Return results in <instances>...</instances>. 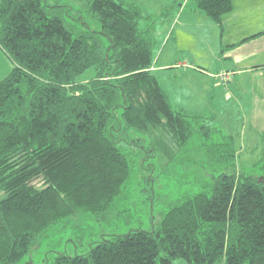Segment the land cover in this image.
Instances as JSON below:
<instances>
[{
	"label": "trees",
	"instance_id": "trees-1",
	"mask_svg": "<svg viewBox=\"0 0 264 264\" xmlns=\"http://www.w3.org/2000/svg\"><path fill=\"white\" fill-rule=\"evenodd\" d=\"M71 1L79 26L57 3L0 0V50L13 66L0 82V264L20 263L59 220L110 210L131 174L121 142L136 135L179 152L195 132L228 174L183 196L149 231L45 264H264V150L250 174H236L231 137L212 142L214 129L172 107L151 70L153 21L138 5ZM194 3L219 29L233 9L231 0Z\"/></svg>",
	"mask_w": 264,
	"mask_h": 264
},
{
	"label": "rangeland",
	"instance_id": "rangeland-1",
	"mask_svg": "<svg viewBox=\"0 0 264 264\" xmlns=\"http://www.w3.org/2000/svg\"><path fill=\"white\" fill-rule=\"evenodd\" d=\"M47 3H57L66 10L68 8L67 21L76 26L80 25L76 14L80 4L71 0H47ZM83 16L85 22L94 28L91 20L84 13ZM162 28V23L156 21L148 28L156 59L161 56L159 65L168 53L172 58L178 56L176 60L182 64L181 70L174 68L171 65L175 62L174 59L167 62L172 69L155 73L172 107L183 111L189 117H200L203 122L201 124H207L214 129L212 142H216L220 135L231 137L237 153L235 173L250 174L264 150V101L261 105L255 104L254 98L251 95L244 96L245 91L240 89V80L246 77L249 81L251 75H235L233 80L234 75L230 73L221 71L219 75L216 74L220 70V64L232 68L230 63L249 56L245 52L246 45L241 49L235 47L220 51L208 28L203 27L204 35L199 34L200 37L194 32L182 37L177 42L178 53H175L172 42L167 47L161 45L163 38L160 36L165 33ZM244 54L248 55L244 57ZM227 56L229 59H225ZM212 61L214 67L209 75H195L194 70L208 71ZM12 67L11 61L0 50V82ZM235 68L240 69L236 66ZM88 75L90 73L84 79ZM248 88L251 92L253 85H248ZM156 145L157 149L154 150L149 139L136 135L121 142L119 148L131 165L130 178L121 197L102 218L79 211L59 220L47 229L36 246L18 264H45L58 254L82 256L91 244L102 238L125 235L138 229L149 231L151 225H158L166 211L183 196L198 193L203 185L212 181L214 175L230 172L224 166L212 165L200 148V139L196 132L179 152L170 142L163 141Z\"/></svg>",
	"mask_w": 264,
	"mask_h": 264
},
{
	"label": "crops",
	"instance_id": "crops-1",
	"mask_svg": "<svg viewBox=\"0 0 264 264\" xmlns=\"http://www.w3.org/2000/svg\"><path fill=\"white\" fill-rule=\"evenodd\" d=\"M124 1L136 3V5L139 4L145 17L153 22L162 23V30L164 29L165 33L160 36V38H163L160 43L162 46L165 45L167 47L172 42L171 45H173L175 53H178L177 42L182 37L187 36L191 32L200 37L204 35L203 27L208 28L211 38L213 41H217L220 51L231 48V46H233L232 48L238 47L241 49L242 46L246 45L245 52L249 56L246 57L248 54H244L246 58L243 57L244 59L230 63L232 68L220 64L218 67L220 70L216 74L219 75L222 73L221 71L230 73L234 75L233 80H235V75H251L249 81H247L246 77L241 79L239 87L245 91L244 96L251 95L254 98L255 104L261 105V102L264 101V68H262L264 67V36L240 44L243 40L264 31V0H231L233 9L231 13L223 17L222 29H219L209 17L196 9L194 0H178V2L177 0ZM166 11L167 13L164 14ZM160 59L161 56L157 57L153 66L152 72L154 75L158 71L163 72L172 69L170 68L171 65L174 68H178V70L180 65H182L181 62H178L179 60H176L178 56L172 58L169 53L161 65H159ZM174 59L175 62L171 65L167 63ZM225 59H229V57L227 56ZM235 66L240 69L238 70ZM212 67H214L213 61L208 71L199 69L192 72L195 75H209V71H213ZM248 85H253L251 92Z\"/></svg>",
	"mask_w": 264,
	"mask_h": 264
}]
</instances>
